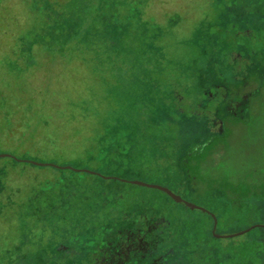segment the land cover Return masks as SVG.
<instances>
[{
	"label": "rangeland",
	"instance_id": "374dc122",
	"mask_svg": "<svg viewBox=\"0 0 264 264\" xmlns=\"http://www.w3.org/2000/svg\"><path fill=\"white\" fill-rule=\"evenodd\" d=\"M32 4L0 0V112L21 76L81 139L0 153L108 178L0 158V264H264V0Z\"/></svg>",
	"mask_w": 264,
	"mask_h": 264
},
{
	"label": "trees",
	"instance_id": "16d2710c",
	"mask_svg": "<svg viewBox=\"0 0 264 264\" xmlns=\"http://www.w3.org/2000/svg\"><path fill=\"white\" fill-rule=\"evenodd\" d=\"M35 1L36 0H33V4L35 3ZM31 6H29L28 8H34ZM53 15H58V13H55ZM30 31L31 29L28 30L25 35H22L20 39L21 46L27 54V63L31 69V66L36 63L37 59L34 50L36 39L28 34ZM62 41L63 40L61 39V37L57 38L55 46L61 49L60 45L62 44ZM14 63L16 62L14 61ZM30 69H28V71ZM47 88L49 90V88L51 87ZM6 89L7 94L11 95L10 99L7 102L10 108L8 107V110V108L5 109L4 107H2L3 111L0 112V142L5 144L11 143L18 145L21 147V150L33 151L35 148L41 147H43L44 149H50L52 147H60L63 149L70 144L71 139H81L80 136L82 127L79 125L74 127L72 126L70 129L64 132L57 130L52 114L48 111L50 102L46 100H42L39 102L38 100H36L34 98V92H32L30 88H27L25 86L21 76H18V78H16L13 82H10ZM24 93H27L28 98L25 102H21L20 97H23ZM66 107L64 109H66ZM90 109L91 103L90 101L86 100V112L90 113ZM8 158L14 159L20 164L25 163L30 166L41 167L29 161L17 160L14 157ZM22 159H27V157L24 156L22 157ZM50 167L54 168L57 171L72 170L59 169L54 166Z\"/></svg>",
	"mask_w": 264,
	"mask_h": 264
},
{
	"label": "water",
	"instance_id": "95a60500",
	"mask_svg": "<svg viewBox=\"0 0 264 264\" xmlns=\"http://www.w3.org/2000/svg\"><path fill=\"white\" fill-rule=\"evenodd\" d=\"M3 157H14V158H15V156L12 155V154H9V153H0V158H3ZM21 160L29 161V162H31V163L37 165V166H43V167H44V166H54V167H56V168H61V169H63V168H67V169H72V170H74V171H86V172L91 173V174H96V175H98V176H101V177H104V178H108L107 176H104V175H102L101 173L96 172V171H93V170H90V169L79 170V169H75V168H73V167H71V166H58V165H56V164H54V163L31 161V160H27V159H21ZM133 182L136 183V184H138V185H142V186H146V187H153V188L160 189V190L164 191L165 193H167V194H168L171 198H173L176 202H178V203H184L186 206H188V207H190V208H192V209H198V210H201V211H205V212H206V210H205L203 207H200V206H197V205H195V204H193V203H191V202H188V201L185 200L183 197H181L180 195L175 194L173 191H171L169 188H167V187H165V186L158 185V184H151V183H147V182H143V181H133ZM216 226H217V220H215V226H214V227L216 228ZM254 227H255V226H254ZM254 227H251V228H249V229H247V230H244V231H242V232H240V233L247 232V231L251 230V229L254 228ZM263 227H264V226H263ZM214 232H215V231H214ZM215 235L218 236V237L232 236V235H219V234H217V233H216Z\"/></svg>",
	"mask_w": 264,
	"mask_h": 264
},
{
	"label": "flooded vegetation",
	"instance_id": "af4514ba",
	"mask_svg": "<svg viewBox=\"0 0 264 264\" xmlns=\"http://www.w3.org/2000/svg\"><path fill=\"white\" fill-rule=\"evenodd\" d=\"M235 172H233L231 175H234ZM114 245H112L113 247ZM123 264H144V261L139 258H132V259H124Z\"/></svg>",
	"mask_w": 264,
	"mask_h": 264
}]
</instances>
